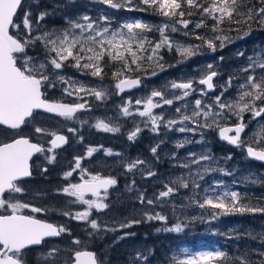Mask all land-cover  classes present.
Segmentation results:
<instances>
[{"label":"snow or ice","instance_id":"obj_1","mask_svg":"<svg viewBox=\"0 0 264 264\" xmlns=\"http://www.w3.org/2000/svg\"><path fill=\"white\" fill-rule=\"evenodd\" d=\"M97 2L112 9L151 11L153 15L166 18V21L159 25H151L136 19L113 27L112 18L106 14H101L97 18L83 15L77 19L66 18L65 27L47 29L46 17L54 16L55 8H59L60 5H56L53 11H40L33 17L32 12L26 10L30 6L26 5L24 0H0V128L18 133L24 127L31 126L34 129L33 135L38 139L49 137L46 143L50 145L46 148L44 144L32 142L30 137L23 135H17L9 142L0 143V210H3L0 213V264H25L26 251L29 248L41 245L46 238L57 237L69 231L64 226H55L33 215L24 214L23 209H30L32 213L47 212L49 209L20 202L16 196L26 192L22 182L24 178L32 176L30 161L33 156L45 154L48 163H54L55 150L68 143V138L59 131L38 126L36 114L44 112L71 121L77 118L78 112L86 111L89 106L87 101L65 103L64 97L75 96L82 100L81 94H84L93 96L96 100H104L109 95L103 87L100 89L89 87L84 82L65 75L64 68H73L81 75L96 77L101 81L105 76V68H113L115 89L123 93L142 86L143 79L132 74L137 72L148 74L146 65L153 66L150 73L152 76L158 75L155 69L165 70L162 54L164 49L175 50L184 60L199 54L202 47L216 52L218 48L226 47L227 43L248 37L253 31V24L264 30V0H259L258 6L253 0H97ZM33 3L38 5L39 0H33ZM185 16H195L199 19L193 21L185 19ZM190 24L193 25L192 29H189ZM202 28H208L216 35L209 38L195 31ZM226 30L235 31L238 35L228 36L224 34ZM154 31L159 33L158 39L150 38L149 33ZM176 32L192 36L202 43L182 44L171 37L170 33ZM37 47L41 52L30 55L29 53L35 51ZM236 55L243 56L244 52L238 50ZM219 60L223 61L224 57L221 56ZM247 60V65L240 69L241 73L247 75L243 82L235 85L233 81L240 79L236 75H230L223 84L214 83V78L219 73L213 64L206 65L205 73L196 82L205 86L198 91L200 96L207 97L209 102L201 98L195 99L194 103L186 101L187 97L197 91L193 86V79L186 82L170 81L163 89H153L149 95L136 99L134 104L142 105V109L136 107L133 111V101L129 99L121 106V113L124 117L138 115L146 118L141 123L145 128L150 126L153 133H158L161 125L168 130L175 128L180 133L195 134L199 131L202 137L205 130L216 131L219 138L228 144L246 148L248 157L264 161V123L259 124V130L254 131L248 139L242 138V134L247 136L245 130L251 120L264 118V49L255 56H249ZM58 87L61 100L50 99L49 90H56ZM217 88L220 89L219 94L209 96V93H215ZM231 88H235L234 96L227 95ZM175 90H179V94ZM169 94L172 98H167ZM175 101H185L180 107L175 108V113L179 114L178 118L166 120L163 112L154 113V109H162L164 105L171 106ZM246 113H251V120H245ZM233 118L234 122L228 123ZM85 123L87 121H81V124ZM134 125V129L128 134L129 141H134L144 130L135 121ZM177 125L179 127H176ZM93 126L109 133L119 131L118 127L110 126L104 120H97ZM67 131L75 135L77 129L69 127ZM79 139L83 141L82 136ZM187 143L191 141L186 137L183 141H178L176 147L182 148ZM158 147L159 145L151 148L153 156L157 155ZM99 150L88 147L86 156L73 158L74 166L64 173V178L72 177L73 173L79 170L80 182L70 183L60 190L68 197L75 198L67 201L66 205L79 203L86 205L87 208L75 213L56 210L71 219L86 221L92 230L97 231L101 226L96 219H90L92 210L99 212L109 208L105 201L109 189L117 184L113 177L92 174L82 167V160L91 158ZM104 151L108 156L113 155L111 150ZM189 155L192 159L180 165L189 169L186 177L177 176L169 183H165V190L160 191L155 200L146 199L145 194L141 192L138 196L139 202L152 206L183 188L190 189L192 194L187 197L190 204L182 207L195 205L199 209L209 210L208 215L211 219L233 213H264V207L242 203L238 192L228 190L220 182L203 187L198 180H203L205 174L217 169L205 166L203 171L197 168L193 172L191 165H200L201 161H213L214 157L210 151ZM226 159H231V156ZM145 163L136 159L127 163L125 167L127 172H132ZM42 171L47 172V168ZM155 175L156 173L152 171L147 172V176ZM132 183L135 184V181ZM128 190H132L130 186ZM86 194H91L95 199H86ZM143 218L147 221L167 220L165 215L152 211H145ZM141 222V220L122 222L119 229L130 228L133 224ZM119 229L105 226L103 230L115 232ZM163 230L180 232L182 228L177 224L174 228ZM127 235L134 233H125V236ZM118 239H124V236ZM73 243L79 244L80 241L74 240ZM182 251L185 253L183 259L173 256L175 264H221L229 259L238 260L240 264H253L242 257L230 258L226 252L220 250L194 253H189L187 249ZM56 252L58 249H52L43 256V259L47 260ZM260 255L264 256V252ZM143 259L146 260L147 257ZM74 264H97L96 254L91 251H75ZM259 264H264V260Z\"/></svg>","mask_w":264,"mask_h":264},{"label":"rangeland","instance_id":"obj_2","mask_svg":"<svg viewBox=\"0 0 264 264\" xmlns=\"http://www.w3.org/2000/svg\"><path fill=\"white\" fill-rule=\"evenodd\" d=\"M253 3L258 6L259 0H253ZM51 4L52 8L48 11H53L56 5H60L59 8H55L54 17L61 20V23L47 27V29L65 27L66 18L77 19L83 15L97 18L101 14H106L112 18L113 27L125 21L130 22L136 19L151 25H159L166 21V18L153 15L151 11L112 9L107 5L98 3L97 0H74V2H70V0H52ZM197 19L199 18H195V16L190 18L193 21ZM208 23L210 24L211 21ZM192 28L193 25L190 24L189 29ZM195 31L209 38L216 35L208 28L196 29ZM224 34L231 37L238 35L237 32L232 33L227 30ZM170 35L174 40L185 45L202 43L192 36L183 35L182 32L170 33ZM149 36L158 39L159 33L154 31L149 33ZM217 44H219V41H217ZM262 49H264V30L258 29L255 24H253V31L248 37L235 40L233 43H227L226 47L223 49L218 48L216 52L202 47L199 54L182 60L175 50L168 51L164 49L162 54L165 70L155 69L158 75L152 76L150 73L153 66L146 65L148 74L140 72L132 74L133 76H140L142 79L148 77L143 79L141 88L130 93H119L115 89L116 80L113 78L110 79L104 76L101 81L96 77L81 75L73 68H64L65 75L72 76L89 87L97 89L103 87L109 95L104 100H96L93 96L84 94H81L83 96L82 100L75 96L64 97L63 101L71 103L87 101L89 106V111L77 115V118L71 121L58 118L57 121L50 122L51 119L45 118L41 113L36 114V124L38 126L56 130L60 133H67L70 137V145L63 156H56L54 163H48L44 154L38 164L37 177L33 182L22 185L24 189L27 188L26 191L29 192L30 197H27L26 200L25 193L16 194V196L20 202L49 209L47 212L37 214H43L47 218H56L68 225L71 218L61 215L56 210L62 209L75 213L85 210L87 206L79 203L66 205L67 201L75 198L68 197L60 190L70 183L80 182V173L77 170L72 177L67 179L64 178V173L74 166V157L86 156L88 147L100 150L95 152L91 158L82 160V167L92 174L99 173L102 176L113 177L117 180V184L108 192L105 202L109 204V208L99 212L95 209L92 210L90 219L97 220L101 226L100 230H92L86 221L75 220L78 229L72 231V233L64 232L66 235L62 241L51 242L41 250L40 257L42 261L40 263L71 264L73 261L72 255L75 251L82 249L100 250L97 253L101 264H175L172 259L173 256L179 259H183L185 256L182 249H187L189 253L220 250L226 252L230 258L242 257L253 262V264H259L260 261L264 260V256L260 255L264 252V213H233L211 219L208 215L209 210L199 209L195 205L182 207V205L190 204L187 197L192 194L190 189L183 188L152 206L142 205L138 200L141 192L145 194L146 199L155 200L158 193L165 190V183H169L177 176L186 177L189 169L180 167V165L188 163L192 159L190 153L200 154L210 151L214 160L201 161L200 165L193 164L191 170L195 172L199 168L203 171L205 166L217 170L208 172L204 175V179L198 180V182L203 187L220 182L228 190L238 192L242 203L254 207H264V165L253 162L247 156L246 148H234L226 141L221 140L216 131L205 130L202 137L199 131L195 134L180 133L175 128L168 130L161 125L159 132L153 133L150 131V126L145 128L144 124L141 123L146 118H141L138 115L124 117L121 113V106L129 99L133 101V111L136 107L142 109V105L136 106L134 101L149 95L153 89H163L170 81L186 82L193 79V86L197 91L187 97L186 101L194 103L195 99L201 98L205 102H209L208 98L201 97L198 91L205 86L196 82L205 73L206 65L213 64L215 70L219 73L214 83L223 84L230 75H236L240 79L233 81L235 85L243 82V78L247 75V73L240 72V69L247 65V58L255 56ZM238 50L243 51L244 55H236ZM40 52L41 49L37 47L35 51L29 54L37 55ZM221 56L224 57L223 61L219 60ZM110 71H114V69L105 68L106 74L109 75ZM175 91L179 94V90ZM219 91L220 89L217 88L216 92L209 93V96L219 94ZM227 95L234 96L235 88L229 89ZM49 98L61 100L59 87L56 90H49ZM167 98L172 97L169 94ZM183 103L185 101H175L171 106L164 105L162 109L157 108L153 111L155 114L163 112L166 120L178 118L179 114L175 113V108L180 107ZM97 120H104L110 126L118 127L119 131L109 133L98 130L93 126ZM234 120L235 118L228 123H233ZM245 120H251V113L245 114ZM81 121H87V123L81 124ZM134 121L139 123L144 130L134 141H129L128 134L134 129ZM261 123H264V118L251 120L246 132L247 136L243 138L248 139L254 131H258ZM69 127L77 129L75 135L67 131ZM176 127H179V125ZM2 131L0 129V143H4L8 139H3L5 133ZM33 132V127L29 126L28 130L23 132V135L29 133L32 137L35 136L38 139L36 135L33 136ZM81 136L83 141L79 139ZM12 137H14V134L11 133L9 138ZM186 137L191 143L185 144L182 148H177V142L183 141ZM46 138L49 139V137L43 139ZM197 141L201 142L197 143ZM157 145H159L157 155L153 156L151 148ZM104 150H111L113 155H106ZM229 156H231V159H226ZM136 159L143 160L146 163L132 172H127L125 165ZM61 167L62 169H60ZM44 168H47V172L42 171ZM221 169L223 171H220ZM148 171H152L156 175L147 176ZM225 172L230 174L226 175ZM43 178L47 180L56 179L47 187L43 184ZM133 181H135V184L132 183ZM40 186L48 188L50 192L46 195V192L42 189L32 190L33 187ZM129 186L132 189L131 191L128 190ZM36 193H41V195H36ZM85 198L95 199V197L88 195ZM174 206L175 212H173ZM145 211L160 212L167 217V220L147 221L143 218ZM132 220H141L142 222L133 224L130 228L119 229L120 223H127ZM177 224L181 225L182 230L180 232L163 230L174 228ZM105 226L119 230L106 232L103 230ZM158 229L160 231H157ZM90 232L94 234L89 235ZM125 233H134V235L125 236ZM121 236H124V239H118ZM74 240H79L80 243H73ZM54 248L58 249V252L44 260L43 256ZM143 257H147V259L145 260ZM221 264H240V261L229 259L227 262H221Z\"/></svg>","mask_w":264,"mask_h":264},{"label":"flooded vegetation","instance_id":"obj_3","mask_svg":"<svg viewBox=\"0 0 264 264\" xmlns=\"http://www.w3.org/2000/svg\"><path fill=\"white\" fill-rule=\"evenodd\" d=\"M51 99V98H50ZM53 100V99H52ZM59 101V100H58ZM67 102V101H66ZM42 115H47V114H42ZM54 117H56V116H54ZM56 118H61V117H56ZM262 117H259L258 119H261ZM58 119H51V120H49L50 122H53V121H57ZM28 128H29V126L28 127H24L23 128V130L22 131H19L18 133L17 132H13L12 130H7V129H4V128H0L1 130H3L2 132L3 133H5V136L3 137V139H5V138H8L5 142H9L11 139H13V138H15L17 135H23V132L24 131H27L28 130ZM248 129V128H247ZM247 129L245 130L246 132H247ZM11 133L12 134H14V137H12V138H9L10 137V135H11ZM64 134H66L67 136H68V134L67 133H64ZM23 136H28V137H30L31 139H32V142H39V143H42V144H44V146L47 148V147H50V145L49 144H47L46 143V140L48 139V138H46V139H43V140H41V139H37V138H35V136L34 137H32L29 133L27 134V135H23ZM69 137V136H68ZM244 136H242V138H243ZM69 145H70V137H69V144L67 145V147L65 148V149H63V150H59V149H56L55 150V155L57 156V155H61V156H63L64 155V153L67 151V149H68V147H69ZM234 148H237V146L236 147H234ZM44 154H38L35 158H34V160L32 161V170H33V172H32V176L31 177H29V178H24V180H23V182H22V185H26V184H29V183H31V182H33L34 181V179H35V177H37L36 175H37V170H38V168H39V166H38V164L40 163V160H41V157L43 156ZM51 155V154H50ZM58 160H59V158H58ZM63 165V164H62ZM60 166H61V163H60ZM60 169H62V167L60 168ZM56 178H54V179H45V178H43V184L44 185H46L47 187L51 184V183H53V181L55 180ZM113 188V187H112ZM25 189H27V188H25ZM34 189H42V190H45V192H46V195L50 192V191H48V188H44L43 186H40V187H33L32 188V190H34ZM29 190V189H28ZM32 190H31V192H32ZM111 190V189H110ZM109 190V191H110ZM102 194H103V192H102ZM25 195H26V200H27V197H30V194H29V192L28 191H26L25 192ZM86 195H88V196H91V194H86ZM44 198H45V196H44ZM25 200V201H26ZM23 211V213L24 214H29V215H33V216H35L36 218H40V219H42V220H45V221H48V222H51V223H53V224H55L56 226H64L65 228L67 227L68 229H69V231H68V233H72V231H76L77 229H78V226H77V224H76V222H75V220H70L69 221V224L68 225H65L64 224V222H62V221H58L56 218H47V217H44V215L43 214H37V213H32L31 211H30V209H23L22 210ZM3 212V210H0V213H2ZM56 216V215H55ZM65 233H61V235L59 236V237H57V238H53V239H45V241L41 244V245H38V246H34V247H31V248H29L27 251H26V261H25V264H41L40 262L42 261V258L40 257V252H41V250H43L49 243H51V242H60V241H62L63 240V238L65 237ZM84 250H92V249H82V250H78V251H84ZM95 251V250H94ZM75 254V253H74ZM74 254L72 255V257H73V261H72V263L71 264H73L74 263ZM98 254V253H97ZM99 257V256H98Z\"/></svg>","mask_w":264,"mask_h":264},{"label":"trees","instance_id":"obj_4","mask_svg":"<svg viewBox=\"0 0 264 264\" xmlns=\"http://www.w3.org/2000/svg\"><path fill=\"white\" fill-rule=\"evenodd\" d=\"M51 1L52 0H39V4L38 5L34 4L33 0H25L24 3L26 5H28V6H30L26 10L31 11L32 14H33V17H35L36 15L39 14L40 11L51 9L52 8ZM185 18L186 19H190L191 17L185 16ZM195 18H199V17H195ZM60 23H61V20L56 19V17H54V16L46 17V20H45L46 28L59 25ZM230 32L236 33L235 31H230ZM112 72L113 71H110L109 75L105 73L106 74L105 76L109 77L110 79H112L113 78L112 77ZM143 79H145V78H143ZM42 116H44L45 118H48V119H58V118H56L54 116H51V115H42ZM99 251L100 250H96V252H98V253H99Z\"/></svg>","mask_w":264,"mask_h":264},{"label":"water","instance_id":"obj_5","mask_svg":"<svg viewBox=\"0 0 264 264\" xmlns=\"http://www.w3.org/2000/svg\"><path fill=\"white\" fill-rule=\"evenodd\" d=\"M216 78H214V80H215ZM140 88V87H139ZM134 89H137V88H134ZM134 89H129V90H126L125 92H132V91H134ZM65 103H70V102H65ZM86 111H89V107H88V109L86 110ZM83 112H85V111H81V112H78L77 114H76V116L78 115V114H81V113H83ZM40 113H44V112H40ZM46 114H48V113H46ZM50 115H54V114H50ZM259 118V117H258ZM60 134H63V135H65L67 138H68V143L67 144H65V145H63L61 148H58L59 150H63V149H65L66 147H67V145L69 144V137L66 135V134H64V133H60ZM242 136H243V134H242ZM232 146H234V147H236L235 145H232ZM38 154H35L34 156H33V158H32V160L30 161V165H31V171L33 172V170H32V161L34 160V158L37 156ZM251 160H253V161H255V162H257V163H260V164H264V161H259V160H256V159H254V158H251V157H249ZM29 178V177H28ZM112 188V187H111ZM110 188V189H111ZM109 189V190H110ZM38 219H40V218H38ZM42 220V219H41ZM43 221H45V220H43ZM45 222H47V223H51V222H48V221H45ZM51 224H53V223H51ZM53 225H55V224H53ZM56 226V225H55ZM57 237H59V236H57ZM57 237H49V238H46V239H53V238H57ZM32 247H34V246H32ZM84 251H91V252H94L95 254H96V258H97V264H100V262H99V259H98V255H97V252L96 251H94V250H84ZM74 264V263H73Z\"/></svg>","mask_w":264,"mask_h":264},{"label":"bare ground","instance_id":"obj_6","mask_svg":"<svg viewBox=\"0 0 264 264\" xmlns=\"http://www.w3.org/2000/svg\"><path fill=\"white\" fill-rule=\"evenodd\" d=\"M148 76H146L145 78H147ZM98 259H99V257H98ZM99 262H100V260H99ZM100 264H101V262H100Z\"/></svg>","mask_w":264,"mask_h":264}]
</instances>
